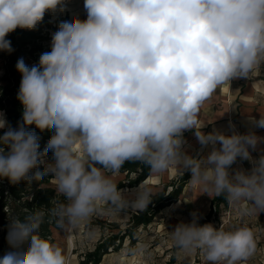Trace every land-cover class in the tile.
Returning a JSON list of instances; mask_svg holds the SVG:
<instances>
[{
	"label": "clouds",
	"instance_id": "1",
	"mask_svg": "<svg viewBox=\"0 0 264 264\" xmlns=\"http://www.w3.org/2000/svg\"><path fill=\"white\" fill-rule=\"evenodd\" d=\"M64 2L0 0V51H14L9 33L36 29L46 13L63 12ZM83 7L86 19L60 22L37 65L16 63L22 121L13 128L0 112V178L18 184L51 175L64 197L52 215L64 231L90 221L100 204L148 208L149 187L124 190L113 178L126 162L157 175L175 166L208 196L223 195L244 214L264 213V150L252 156L264 137L239 133L231 122L230 135L205 133L198 119L218 88L264 66V0H84ZM251 122L264 128V114ZM30 126L52 132L43 151ZM186 131L201 151L210 147L206 156L187 153ZM238 159L251 169L233 171ZM191 215L171 231L181 252L199 250L205 264H248L257 254L251 228L226 231ZM44 216L37 210L12 220V251L0 264H69L65 249L40 235ZM143 252V245L129 250Z\"/></svg>",
	"mask_w": 264,
	"mask_h": 264
},
{
	"label": "rangeland",
	"instance_id": "2",
	"mask_svg": "<svg viewBox=\"0 0 264 264\" xmlns=\"http://www.w3.org/2000/svg\"><path fill=\"white\" fill-rule=\"evenodd\" d=\"M80 5L81 0H65V10L63 12H49L47 23L42 28V37L27 42L24 49L29 50L34 46L51 48L52 35L58 30L60 22L71 21L74 17H78L82 20L86 19V12L83 10L84 7L82 6L83 9H81ZM74 10L79 11L77 12L78 14L76 13L72 16ZM12 52L0 51V53L6 56H10ZM23 60L29 67L37 65L35 59L30 54ZM6 63L7 57L0 58V79L6 71ZM260 78L264 79V76H260ZM252 84L253 83H250V85ZM209 101H212V103L214 102L215 107L221 105L218 104L213 97L212 100ZM228 111L227 107L223 110L218 109L217 116H224ZM0 112H2L5 117L4 111ZM219 125L220 123L214 122L211 127L219 131ZM239 133L243 134L241 131ZM192 136H194V134L190 136L187 132L184 133V139L186 141L184 149L186 151ZM260 155L261 154L258 152H252L253 158H258ZM45 159L47 162L53 161V159L48 157ZM251 167L252 165L250 162L238 159L237 162L232 165V170L234 171L238 168L250 170ZM139 171V169H130L128 171L121 169L120 172L113 177L118 188L124 190H134L138 188L143 181L138 184H135L133 181L136 180ZM182 173L183 171L177 169L169 178L165 176V172L158 175L150 173L148 175L150 180L145 183V186L152 190V196L157 195L165 187H167L169 191L173 183H179ZM189 180L184 185L178 201L162 208V211L154 217L153 221L146 226L141 225L137 229L132 226L131 221L137 213L143 211L132 209L118 211L114 210L113 206L108 204L98 205L97 212L92 216L90 221L86 222L78 229L70 231L69 247L65 250L69 256V264H192L194 260L203 259L201 258V253L197 250L187 254L178 250L171 238V231L181 222H191V214L193 212L199 215L200 218L198 223L201 225L211 223L216 228L222 226L226 231L234 230L241 226L251 228L258 240V250L257 254L248 264H264V213L259 214V216L252 213L244 214L243 209L239 205H232L229 204V202L227 204H221L219 207L212 208L211 200L213 196L210 197L202 192L201 187L191 185ZM50 181L51 185L55 188L53 177ZM126 195L132 198V194L126 193ZM54 228L55 227H52V242L57 239ZM1 230L2 228L0 229V235ZM114 235L126 237L121 241L118 239L115 246L109 247L107 252L102 255L99 263H96L94 260L88 261L87 254L94 252L98 244L114 237ZM131 236H134L136 240L135 244L130 242ZM141 245L144 246L143 254L136 256L129 254L130 249H135Z\"/></svg>",
	"mask_w": 264,
	"mask_h": 264
},
{
	"label": "trees",
	"instance_id": "3",
	"mask_svg": "<svg viewBox=\"0 0 264 264\" xmlns=\"http://www.w3.org/2000/svg\"><path fill=\"white\" fill-rule=\"evenodd\" d=\"M48 18L49 13H46L43 21L34 30L18 28L14 32L9 33L6 39L11 41L14 52L10 56L0 53V58L7 57L6 71L0 79V111H4L6 120L13 128L17 127L18 122L22 121L23 111L22 105L17 99L21 74L16 69V63L19 59H24L30 54L35 59L36 64H38L40 55L51 50L49 47L35 46L29 50L24 49L27 42L42 37V28L47 23ZM29 130L34 131L39 137V150L43 151L52 132L48 130L41 132L34 126H30ZM4 131L5 129H0V135H3ZM46 157L54 159L51 151L48 152ZM122 169L127 171L130 169L140 170L136 180L133 181L135 184L144 181L150 174L149 167L141 162H126ZM38 170L42 171L43 167L40 166ZM35 171L33 170V172ZM51 178V175H49L42 180L33 179L30 183L21 181L18 184L10 183L7 178H0V227L2 228L0 235V258L5 253L12 251L7 239L12 220L18 218L23 221L25 216L37 210L45 212L44 222L41 224L39 230L40 235L52 242V227L58 228L56 226V217L52 215V209L55 208L57 203L64 202V197L59 195L51 185ZM180 179L179 183H173L171 185V190L168 191L167 187H165L157 195L151 197L152 203L148 205V208L141 213H137L131 221L135 229L141 225L146 226L162 211V208L178 201L184 185L190 179V172H183ZM227 203L228 201L225 196H215L211 202V206L212 208H216L221 204ZM125 237L114 235V237L98 244L94 252L87 254L88 261L94 260L96 263H99V260L107 252L108 248L115 246L118 239L121 241ZM130 242L135 244L136 240L134 236H131Z\"/></svg>",
	"mask_w": 264,
	"mask_h": 264
},
{
	"label": "crops",
	"instance_id": "4",
	"mask_svg": "<svg viewBox=\"0 0 264 264\" xmlns=\"http://www.w3.org/2000/svg\"><path fill=\"white\" fill-rule=\"evenodd\" d=\"M260 76H264L263 66L259 69L258 73L253 75L250 79H234L231 81L228 88L223 86L218 88L212 97L221 105L215 107L214 102L212 103V101H209L212 100L211 97L200 110L198 119L200 124L205 126L203 131L208 133L216 130V128L213 129V127H211L212 124L216 122L220 123V132L231 134L233 131V129L229 127L231 122V124L235 126V131L237 132L241 131L247 133L249 131H254L256 135L264 137V128H257L251 122V118L258 120L260 118V113L264 114V79L260 78ZM250 83H253L255 86L253 84L250 85ZM225 107L229 110L228 113L218 117V109L223 110ZM186 132L190 136L193 134L191 131ZM200 149L201 146L195 135L192 136L191 142L188 144L187 153L200 158L206 156L211 150L210 147L204 148L202 151ZM261 150H264V142H261L258 145V150L253 151V153L258 152L262 154ZM201 191L204 192L202 188ZM214 197L215 195H213V198ZM195 261L196 260H194V262Z\"/></svg>",
	"mask_w": 264,
	"mask_h": 264
},
{
	"label": "bare ground",
	"instance_id": "5",
	"mask_svg": "<svg viewBox=\"0 0 264 264\" xmlns=\"http://www.w3.org/2000/svg\"><path fill=\"white\" fill-rule=\"evenodd\" d=\"M83 3H84V0H81V5H80L81 9H83L82 8ZM78 11L77 10H74L73 13H72V16H74ZM223 87L228 88L229 87V84H225V85H223ZM177 169L178 168L175 167V166L169 168V170H167V172H165V176L167 178H169L170 175L173 172L177 171ZM117 177H119V176H117ZM149 180H150V178H149V176H147L146 179L141 183V185H145V183H147ZM0 229H1V227H0ZM54 230L56 231L57 239L55 241H53V243H56V244L60 245L61 247H63L65 250H67L68 247H69L68 245H69L70 231H64V230L59 229V228H54Z\"/></svg>",
	"mask_w": 264,
	"mask_h": 264
},
{
	"label": "built area",
	"instance_id": "6",
	"mask_svg": "<svg viewBox=\"0 0 264 264\" xmlns=\"http://www.w3.org/2000/svg\"><path fill=\"white\" fill-rule=\"evenodd\" d=\"M193 264H205L203 259L196 260Z\"/></svg>",
	"mask_w": 264,
	"mask_h": 264
}]
</instances>
